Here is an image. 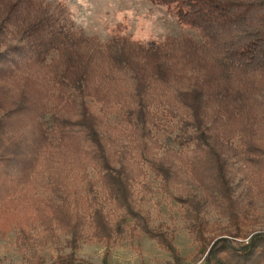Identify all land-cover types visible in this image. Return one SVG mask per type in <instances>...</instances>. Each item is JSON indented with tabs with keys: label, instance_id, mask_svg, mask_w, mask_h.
I'll return each mask as SVG.
<instances>
[{
	"label": "trees",
	"instance_id": "obj_1",
	"mask_svg": "<svg viewBox=\"0 0 264 264\" xmlns=\"http://www.w3.org/2000/svg\"><path fill=\"white\" fill-rule=\"evenodd\" d=\"M147 1L200 41L167 36L147 45L114 33L102 43L74 28L63 3L0 0V233L14 226L25 243L38 224L108 247L127 230L151 232L133 198L144 170L110 151L108 116L116 113L129 154L167 182L175 157L200 190L202 198L190 190L189 217L202 264H264V231L244 233L245 211H236L245 203L233 197L234 172L254 196L264 193V0ZM165 115L177 118L172 139L188 151L147 157L145 142L160 146L153 130ZM69 174L83 180V195L59 182ZM38 177H50L58 196L39 193ZM205 202L228 213L234 231L206 235V224L194 222ZM160 241L176 254L170 239ZM51 264L86 262L70 253Z\"/></svg>",
	"mask_w": 264,
	"mask_h": 264
},
{
	"label": "rangeland",
	"instance_id": "obj_2",
	"mask_svg": "<svg viewBox=\"0 0 264 264\" xmlns=\"http://www.w3.org/2000/svg\"><path fill=\"white\" fill-rule=\"evenodd\" d=\"M46 1L54 5L63 3L69 10L74 28L87 36H96L102 43L114 33L129 35L133 40L147 45L159 42L167 36L180 38L190 35L200 41L193 30L180 26L164 7L153 5L147 0ZM259 98L264 99V94H260ZM90 106L98 114L96 105L90 103ZM176 120L177 118L168 115L163 116L160 128L153 130V138L160 146L147 140L145 156L161 157L168 148L175 153L188 151V148H180L172 139L177 132ZM108 122L116 128L108 133L112 142L110 151H124L130 161L145 172L139 182L133 183V198L151 232L146 233L139 228L136 235L130 236L127 230L123 239L113 241L107 247L104 242L94 239L74 240L71 233L59 228L48 232L38 224L32 226L29 239L22 243V240L18 239L17 228L12 226L4 234L0 233V264H51L57 256L70 253L84 260L86 264H202V256L198 253L199 241L191 229L193 217H189L191 213L196 214V209L191 203L190 190L202 198L200 190L190 180L182 164L173 156L171 159L175 164L172 166V178L167 182L156 176L148 167L147 161L139 158L136 150L129 154L132 141L119 116L116 113L110 114ZM45 123L50 130L52 124L49 116L46 117ZM89 177L92 180L96 178L95 172L90 168ZM37 179L41 180L40 177ZM42 182L44 184H41L39 193L50 197L58 196L50 186V177L41 180ZM59 182L70 188L71 196L84 193L83 180L78 176H62ZM233 184V197L238 200L239 207L245 203V208L236 211H245V219L239 224L244 233L264 231V193L254 196L252 191L247 189L246 181L239 172H234ZM96 190L99 200L108 209L110 205L104 203L98 186ZM197 214L199 220H193L206 224V235L216 237L224 235L227 231H234V224L228 213H222L219 208H214L208 202L200 207ZM160 234L171 240L176 254L160 241ZM235 240L247 241L242 238Z\"/></svg>",
	"mask_w": 264,
	"mask_h": 264
},
{
	"label": "snow or ice",
	"instance_id": "obj_3",
	"mask_svg": "<svg viewBox=\"0 0 264 264\" xmlns=\"http://www.w3.org/2000/svg\"><path fill=\"white\" fill-rule=\"evenodd\" d=\"M0 55H2V54H0Z\"/></svg>",
	"mask_w": 264,
	"mask_h": 264
}]
</instances>
